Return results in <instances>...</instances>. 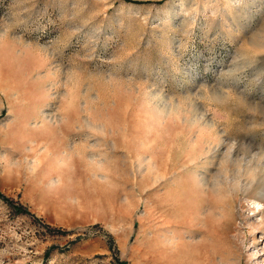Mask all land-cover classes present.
<instances>
[{
  "label": "rangeland",
  "instance_id": "374dc122",
  "mask_svg": "<svg viewBox=\"0 0 264 264\" xmlns=\"http://www.w3.org/2000/svg\"><path fill=\"white\" fill-rule=\"evenodd\" d=\"M0 264H264V0H0Z\"/></svg>",
  "mask_w": 264,
  "mask_h": 264
},
{
  "label": "bare ground",
  "instance_id": "6f19581e",
  "mask_svg": "<svg viewBox=\"0 0 264 264\" xmlns=\"http://www.w3.org/2000/svg\"><path fill=\"white\" fill-rule=\"evenodd\" d=\"M55 130L57 132L61 131V134H63V135H67L68 134V131L66 129H64V128H61V127H57Z\"/></svg>",
  "mask_w": 264,
  "mask_h": 264
},
{
  "label": "trees",
  "instance_id": "16d2710c",
  "mask_svg": "<svg viewBox=\"0 0 264 264\" xmlns=\"http://www.w3.org/2000/svg\"><path fill=\"white\" fill-rule=\"evenodd\" d=\"M2 197V196H1ZM16 211L17 212H23V213H26L27 212V210L24 208V207H22V206H18V207H16Z\"/></svg>",
  "mask_w": 264,
  "mask_h": 264
}]
</instances>
